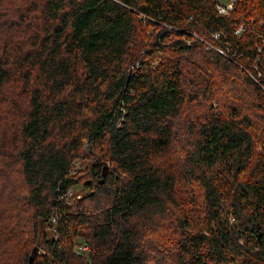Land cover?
<instances>
[{
	"label": "trees",
	"instance_id": "16d2710c",
	"mask_svg": "<svg viewBox=\"0 0 264 264\" xmlns=\"http://www.w3.org/2000/svg\"><path fill=\"white\" fill-rule=\"evenodd\" d=\"M219 3L22 0L0 264H264V0Z\"/></svg>",
	"mask_w": 264,
	"mask_h": 264
},
{
	"label": "rangeland",
	"instance_id": "374dc122",
	"mask_svg": "<svg viewBox=\"0 0 264 264\" xmlns=\"http://www.w3.org/2000/svg\"><path fill=\"white\" fill-rule=\"evenodd\" d=\"M14 8L17 9H15L13 13ZM20 8L22 9V0H4L0 5V27L2 31L0 32V46H2L4 39L10 38L14 34V36H18V33H20V31H22V38L24 36L25 39L33 31V29H30L29 25L27 26V24H23L22 20L17 17V12L20 10ZM20 22H22V27L15 28V26H13L18 25L19 27L21 25ZM33 28H35V26ZM179 122H182V118L179 119ZM84 192L85 190L83 186L77 185L71 189V192L69 194H75V196L73 197L74 199L75 197H81L82 193Z\"/></svg>",
	"mask_w": 264,
	"mask_h": 264
},
{
	"label": "built area",
	"instance_id": "2783aa9c",
	"mask_svg": "<svg viewBox=\"0 0 264 264\" xmlns=\"http://www.w3.org/2000/svg\"><path fill=\"white\" fill-rule=\"evenodd\" d=\"M234 1L235 0H221V3H219L217 6L219 12L223 13V14H228L229 10L233 8ZM219 50H220V52H223V49H219ZM70 192H71V190L69 191V193ZM87 249H88V246L86 244L79 245L80 251L85 252Z\"/></svg>",
	"mask_w": 264,
	"mask_h": 264
},
{
	"label": "water",
	"instance_id": "95a60500",
	"mask_svg": "<svg viewBox=\"0 0 264 264\" xmlns=\"http://www.w3.org/2000/svg\"><path fill=\"white\" fill-rule=\"evenodd\" d=\"M36 253H37V247H34L27 264H34V259H35Z\"/></svg>",
	"mask_w": 264,
	"mask_h": 264
}]
</instances>
